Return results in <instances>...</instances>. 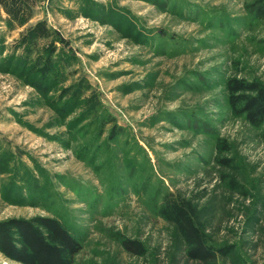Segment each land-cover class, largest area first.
I'll return each instance as SVG.
<instances>
[{
	"label": "rangeland",
	"instance_id": "rangeland-1",
	"mask_svg": "<svg viewBox=\"0 0 264 264\" xmlns=\"http://www.w3.org/2000/svg\"><path fill=\"white\" fill-rule=\"evenodd\" d=\"M4 17L0 220L58 217L81 240L73 264H205L161 215L170 197L226 250L215 264H264V120L227 92L264 87V0H37L24 26ZM38 20L51 34L25 38Z\"/></svg>",
	"mask_w": 264,
	"mask_h": 264
},
{
	"label": "trees",
	"instance_id": "trees-1",
	"mask_svg": "<svg viewBox=\"0 0 264 264\" xmlns=\"http://www.w3.org/2000/svg\"><path fill=\"white\" fill-rule=\"evenodd\" d=\"M37 0H0L4 21L10 28L21 27L32 18ZM51 34L45 20H38L25 27V38L36 40ZM46 71L49 67L45 66ZM41 71V69H40ZM44 71V73L46 72ZM228 99L232 109L244 114L254 125L264 120V87L256 81L230 78L227 81ZM161 215L173 223L186 245V255L205 264H215L218 255L227 252L205 242L204 236L193 219L188 202L166 198ZM123 246L141 254L140 242L124 239ZM81 249V240L55 216L34 215L9 217L0 220V253L7 259L21 264H73L74 256Z\"/></svg>",
	"mask_w": 264,
	"mask_h": 264
}]
</instances>
